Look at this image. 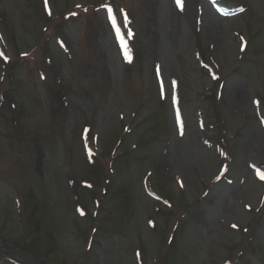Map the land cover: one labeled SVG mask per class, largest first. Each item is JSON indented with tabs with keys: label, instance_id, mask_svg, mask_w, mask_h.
<instances>
[{
	"label": "rangeland",
	"instance_id": "1",
	"mask_svg": "<svg viewBox=\"0 0 264 264\" xmlns=\"http://www.w3.org/2000/svg\"><path fill=\"white\" fill-rule=\"evenodd\" d=\"M14 49L0 264H264V0H0Z\"/></svg>",
	"mask_w": 264,
	"mask_h": 264
},
{
	"label": "trees",
	"instance_id": "2",
	"mask_svg": "<svg viewBox=\"0 0 264 264\" xmlns=\"http://www.w3.org/2000/svg\"><path fill=\"white\" fill-rule=\"evenodd\" d=\"M42 6H43V3H42ZM58 44H61L60 42H57ZM2 47V46H1ZM2 49H3V52L5 53V50H4V48L2 47ZM14 51V57H15V60L14 61H11L10 60V58H8V56L7 55H5L6 56V60H1V63L4 65V67H3V69L5 68V71H4V73H3V75H4V78H2L3 79V81L2 82H0V85H1V88L5 85V80L7 79V75L11 72V71H13L14 70V68L15 67H17L18 65H22L23 66V68H25V69H29L30 67H31V64L32 63H34V60H32L31 58H30V56H31V54L29 53H27L25 56H20V55H16L15 54V49L13 50ZM6 54V53H5ZM32 61H31V60ZM23 64H26V65H23ZM37 65V63L35 62V66ZM45 66V65H44ZM37 68H39V66L37 67ZM39 72L41 71V70H43V69H37ZM8 79H10V78H8ZM1 107V106H0ZM63 109V108H62ZM191 213H189V214H187V217L190 215ZM8 260H10L12 263H14V264H24V263H21V262H19L18 260H14V259H8Z\"/></svg>",
	"mask_w": 264,
	"mask_h": 264
},
{
	"label": "snow or ice",
	"instance_id": "3",
	"mask_svg": "<svg viewBox=\"0 0 264 264\" xmlns=\"http://www.w3.org/2000/svg\"><path fill=\"white\" fill-rule=\"evenodd\" d=\"M178 2H179V0H178ZM262 178H264V177H262Z\"/></svg>",
	"mask_w": 264,
	"mask_h": 264
}]
</instances>
